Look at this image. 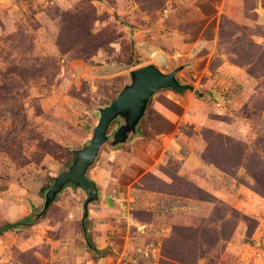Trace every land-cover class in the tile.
Segmentation results:
<instances>
[{
  "label": "rangeland",
  "instance_id": "374dc122",
  "mask_svg": "<svg viewBox=\"0 0 264 264\" xmlns=\"http://www.w3.org/2000/svg\"><path fill=\"white\" fill-rule=\"evenodd\" d=\"M263 10L0 0V229L42 210L132 70L182 66L178 82L193 87L158 90L135 134L100 149L86 172L97 187L86 237L87 191L68 184L41 219L0 234V264H264ZM131 145L161 155L154 171L129 162Z\"/></svg>",
  "mask_w": 264,
  "mask_h": 264
},
{
  "label": "water",
  "instance_id": "95a60500",
  "mask_svg": "<svg viewBox=\"0 0 264 264\" xmlns=\"http://www.w3.org/2000/svg\"><path fill=\"white\" fill-rule=\"evenodd\" d=\"M181 69L182 66L164 73L154 65L149 64L132 70L129 73L130 83L123 87L109 105L99 109V119L93 129L88 145L75 150V158L68 170L62 171L53 179L51 187L45 193L42 210L39 213H34L28 222L19 226L27 227L41 219L58 193L70 184L87 191L81 220L82 230L86 237L84 221L88 216V204L97 199V187L93 181L87 178V169L94 162L104 145L115 148L125 143L135 134L147 104L155 92L163 89H170L176 93L193 90L191 85L178 82L176 75ZM194 92L196 95H200L198 91ZM115 120L119 121V125L112 136L109 137L107 136L108 127Z\"/></svg>",
  "mask_w": 264,
  "mask_h": 264
},
{
  "label": "crops",
  "instance_id": "0c3cea01",
  "mask_svg": "<svg viewBox=\"0 0 264 264\" xmlns=\"http://www.w3.org/2000/svg\"><path fill=\"white\" fill-rule=\"evenodd\" d=\"M166 139L167 138H162L160 140L162 145H159V144L158 145L160 147H166L165 146V140ZM130 150L133 151V153L127 154L128 159L130 160L129 162L136 163L139 167H142V168L147 169V170L154 171L155 166L158 165V163H160L162 160L161 155H159L160 158H158V159L153 155L151 156V151L149 152L148 149L145 151V153L144 152L142 153V150L138 149L136 145H131ZM138 151H140V155L137 153ZM133 156H135V157L132 160L131 158ZM139 156H142V157L140 158ZM148 156H149V158L147 159L146 157H148ZM145 161H147V162H145Z\"/></svg>",
  "mask_w": 264,
  "mask_h": 264
},
{
  "label": "trees",
  "instance_id": "16d2710c",
  "mask_svg": "<svg viewBox=\"0 0 264 264\" xmlns=\"http://www.w3.org/2000/svg\"><path fill=\"white\" fill-rule=\"evenodd\" d=\"M25 223V222H21V223H11V224H5L1 229H0V234L13 229V228H18L20 224Z\"/></svg>",
  "mask_w": 264,
  "mask_h": 264
},
{
  "label": "bare ground",
  "instance_id": "6f19581e",
  "mask_svg": "<svg viewBox=\"0 0 264 264\" xmlns=\"http://www.w3.org/2000/svg\"><path fill=\"white\" fill-rule=\"evenodd\" d=\"M153 57H154L158 62H162V63H164V57L161 56L160 54H158V53H154V54H153ZM87 145H88V144H87Z\"/></svg>",
  "mask_w": 264,
  "mask_h": 264
}]
</instances>
